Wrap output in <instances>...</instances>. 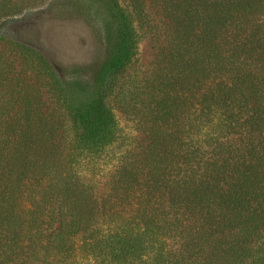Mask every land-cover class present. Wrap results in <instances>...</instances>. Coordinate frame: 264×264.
Wrapping results in <instances>:
<instances>
[{
    "label": "trees",
    "instance_id": "obj_1",
    "mask_svg": "<svg viewBox=\"0 0 264 264\" xmlns=\"http://www.w3.org/2000/svg\"><path fill=\"white\" fill-rule=\"evenodd\" d=\"M129 2L69 5L73 20L111 16L101 64L62 76L36 53L70 137L0 61V264H264V0ZM144 30L156 54L130 81L143 112L131 143L107 99ZM73 76L89 84L69 89Z\"/></svg>",
    "mask_w": 264,
    "mask_h": 264
},
{
    "label": "rangeland",
    "instance_id": "obj_2",
    "mask_svg": "<svg viewBox=\"0 0 264 264\" xmlns=\"http://www.w3.org/2000/svg\"><path fill=\"white\" fill-rule=\"evenodd\" d=\"M72 1L0 0V61L2 69L10 74L21 73L23 78L26 77L29 80L27 85L29 91L35 89L41 92L44 110L53 115L52 117L58 122L57 133L65 137L71 136V121L62 106L57 103L55 98L57 86L50 80L51 75L47 63L38 58L36 53H41L44 59L46 58L52 64L56 69H54L55 73L67 76L69 73L65 70L73 60H78L81 63L92 60L96 65L101 64L105 60L106 49L99 48L98 39L101 35L107 37L106 34H108L107 38H110L111 34L116 31L111 16L102 11L97 13V17H80L73 20V15L68 11L72 9L69 6ZM117 1L127 11H132L129 0ZM59 29L64 35L66 32H76L87 36V46L81 48L73 43H67V40L64 39L66 37L63 35L58 39L55 32ZM141 33L143 34L132 65L125 71L120 82L114 84L107 99L108 105L118 120L122 137H126L131 143L139 137H143L141 136L143 133L141 130L143 112L138 99L134 97L136 91L132 84L130 85V81L133 79L144 80L148 76L155 62L156 54V44L152 35L146 33L145 30ZM99 34L101 35L98 36ZM89 80V77H70L67 79L69 81L68 88L79 89L76 86L77 83L88 85ZM139 87L141 89L143 85ZM119 89L127 90L129 96L122 97L118 94Z\"/></svg>",
    "mask_w": 264,
    "mask_h": 264
}]
</instances>
